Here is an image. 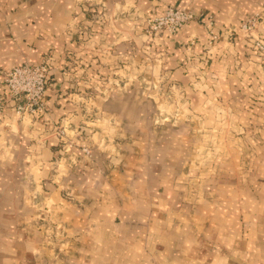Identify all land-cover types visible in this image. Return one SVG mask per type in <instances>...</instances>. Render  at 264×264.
<instances>
[{"label": "crops", "instance_id": "0c3cea01", "mask_svg": "<svg viewBox=\"0 0 264 264\" xmlns=\"http://www.w3.org/2000/svg\"><path fill=\"white\" fill-rule=\"evenodd\" d=\"M167 6L211 16L220 40L201 22L149 40ZM258 37L264 0H0V264H264ZM44 61L48 109L20 116L3 72ZM160 85L189 109L144 110Z\"/></svg>", "mask_w": 264, "mask_h": 264}, {"label": "built area", "instance_id": "2783aa9c", "mask_svg": "<svg viewBox=\"0 0 264 264\" xmlns=\"http://www.w3.org/2000/svg\"><path fill=\"white\" fill-rule=\"evenodd\" d=\"M261 18L260 14L251 15L241 24L240 29L250 34ZM192 22H201L207 29L208 43L206 46L208 49L220 40V35L215 30L214 19L211 16L202 18L194 12L184 11L173 6H167L159 16L148 18L144 33L151 39L162 33L176 35ZM194 42L191 40L190 44L193 45ZM257 46L260 49L264 47L260 43ZM50 70V64L44 61L37 65H19L3 72V81L8 92L7 100L13 102V107L18 115L43 114L48 109Z\"/></svg>", "mask_w": 264, "mask_h": 264}, {"label": "rangeland", "instance_id": "374dc122", "mask_svg": "<svg viewBox=\"0 0 264 264\" xmlns=\"http://www.w3.org/2000/svg\"><path fill=\"white\" fill-rule=\"evenodd\" d=\"M146 24H147V21H146ZM240 27H241V25H240ZM254 30H255V28L251 32H254ZM149 40H151V38H149ZM258 43H260V44H262L264 46L263 40L260 37H258V39H256L255 46L257 47V49L261 53H263L264 52V47H263V49H260L257 46ZM118 86L119 85H115L114 88L117 89ZM174 87L175 86H170L169 88H166L165 89L162 85H160L158 87L159 88V90H158V93L159 94L157 95V97L149 98V97H147V94L144 95L142 97V99H141V102L144 105V107H143L144 110H160V111H162V110H184L185 108H187V110H188L189 109L187 107L188 105L185 104L184 99L181 98L182 96H184L183 91L178 86H176V88H174ZM139 89L140 88H138V87H134L133 93L135 95H139ZM131 101L135 102V100H131ZM259 101L262 102V100H256L255 102H259ZM214 102L216 104H204V105H206L209 109H214L215 107H218L219 108L220 105H224L227 108H234L235 107L230 101L229 102H223L222 100H214ZM200 103H203V102L200 101ZM255 104L256 103H252V105H255ZM159 112H157V114L154 117V119L152 120V122H154V125L155 126H158V125H160V126H166L167 123H168V120L165 118V116H167V115H164V114H167V113L162 112V114H158ZM227 118H229V117H227ZM230 121H231V119H230ZM178 122H180V121L179 120H176V123L177 124H178ZM209 125H210V122H209ZM220 131H221V132H219L220 135H223V136H220V137H223L222 138L223 145L220 148H222V150H223V149H226L227 148L226 146L228 145L229 139L236 137L238 134L234 130L228 128V125H227L226 128H224L223 131L222 130H220ZM215 132L216 131H214L213 128L207 132V142H208V144L211 143L212 141H215L216 136H217L215 134ZM191 135L194 136L195 134L192 132ZM208 150H209V153L210 152H213V153L215 152V149L212 148V146L211 147L209 146ZM209 167H210V161H209ZM182 181L183 180H181V179H177L176 180L177 184H179ZM160 182H162V180H160ZM188 183H189V180H188ZM216 183L217 182H216V180L214 178L207 179L206 186L208 187L207 190L209 192V198H211L212 196H215L216 195L214 193V189H213V188H215Z\"/></svg>", "mask_w": 264, "mask_h": 264}]
</instances>
